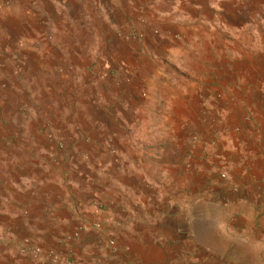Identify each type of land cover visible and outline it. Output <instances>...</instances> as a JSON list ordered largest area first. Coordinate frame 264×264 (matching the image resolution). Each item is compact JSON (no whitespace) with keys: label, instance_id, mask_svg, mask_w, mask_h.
Wrapping results in <instances>:
<instances>
[{"label":"crops","instance_id":"obj_1","mask_svg":"<svg viewBox=\"0 0 264 264\" xmlns=\"http://www.w3.org/2000/svg\"><path fill=\"white\" fill-rule=\"evenodd\" d=\"M62 1L49 0L52 38L41 26L19 45L0 38V264H264V0ZM139 14L168 16L181 35L165 63L147 58L143 98L135 61L87 36L90 15L105 31ZM201 109L238 178L209 185L215 198H198L194 182L195 196L176 202L147 174L187 171L185 140L152 129L192 127ZM119 230L126 244L114 253L106 240Z\"/></svg>","mask_w":264,"mask_h":264},{"label":"rangeland","instance_id":"obj_2","mask_svg":"<svg viewBox=\"0 0 264 264\" xmlns=\"http://www.w3.org/2000/svg\"><path fill=\"white\" fill-rule=\"evenodd\" d=\"M94 1L95 0H89V5L91 4L92 7H95L96 4ZM144 1L145 0H139L140 4H134L135 6H138V8L145 7L143 3ZM119 2L122 6L123 2H127V0H119ZM164 2L165 7L170 5V0H165ZM50 10L49 0H0V32H2L0 33V38L2 37L4 40H8L11 44L15 45H19L24 42L23 40L25 39H31L33 37L32 31L34 29L38 30L39 26H41V29L44 27V22H47L48 20V17L45 16H47L48 13L50 14ZM139 11L140 13L143 12L141 9ZM90 16L87 20V23L90 25V31L87 33L88 38H92L96 35V38L102 40L106 39L105 43L114 42V45L112 47L110 46V49L113 50L112 54L114 53L116 56L124 59L132 58L135 61L132 68V72L136 77L134 87H136L137 91L139 90L138 96L140 98L145 97L147 95L146 91L143 92L140 90L144 87L142 79L143 73L148 71L149 63L147 58H157L158 60H163L165 63L166 56H168L166 55L168 52L165 47H167V43H169L168 41H172L174 44L181 40V35L174 33L173 30L167 29L168 25H173L172 21L168 20V16H166L167 18L164 16L162 19L163 21L155 23L152 20V17L154 18V16H150L149 18L147 14H139L138 16L134 15L133 20L135 22L132 26L128 25L129 28L123 29L124 24H122L121 27H118L119 29H107L103 31L104 27H101V24H98V22L94 23L93 18ZM39 32L42 34V36L40 35V38H52V32L48 29H42L39 30ZM208 35L209 32H202L201 34V36L206 38H209ZM110 49L109 51L111 52ZM12 52V58L15 61L21 59L18 50ZM110 52L109 54H111ZM122 71L125 73L124 69ZM170 112H172L171 114L174 116L183 111L171 110ZM141 114L142 112L138 113V115ZM198 114L199 117H196L197 121L194 122L192 126L194 130L190 126L191 123L183 124V127H176V119H173V121L169 123V127L165 126V128H161L155 126L152 129L153 133H156V130H162L161 133L163 134H169L176 137L182 136L185 140V147L182 149V157L178 161L181 160V163L184 164L185 170L187 171H184L181 173L182 175H180L175 171H171V168H161V173H158L160 168L154 167L151 170V174H147L148 184L150 183L154 188H160V194L162 197H170L176 202L195 196L191 194V186L189 185L194 182H198L200 185L198 198L200 197L204 199V197L209 196L215 198L214 194L216 193V189L209 187V185H214L218 183V181L229 185L231 181H234L233 178H238L233 172L237 162H232L233 164L230 165L228 164L229 161L225 160L226 156L223 153L228 149H224L218 141H215L214 138H212L213 135H206V130L201 128L203 126L198 119H201L202 122L204 121L205 123H208L209 113L207 110L201 109ZM47 134L48 136L50 135V133ZM106 138L109 139H106L105 147H109L108 149L111 152L110 155H113L114 157V155L117 154V150L112 146V133H107ZM221 142H223V140H221ZM60 143L63 148L65 143ZM56 146L59 148L58 143ZM62 148L59 149L62 150ZM176 151L177 150L173 149V152L168 153L169 156L167 157L174 160L176 157L175 153L177 154ZM193 166H200L201 169L198 175H191V173H188L190 171L189 169ZM204 168L210 169L212 174L203 171ZM220 172H226L225 179L219 177ZM181 184L188 185L187 189L186 187H181ZM233 188L234 186L231 189L232 192L234 191ZM196 193L197 192L194 191V194ZM98 223L100 224V227L94 228L100 231L103 229V225L100 221ZM118 233L117 237H109L106 240L107 246L111 249L110 251L114 253L118 252L120 250L119 248L126 244L125 237L122 235L125 234L124 231L119 230ZM110 239H114L116 244L115 250L109 245ZM35 255L37 257V254Z\"/></svg>","mask_w":264,"mask_h":264},{"label":"built area","instance_id":"obj_3","mask_svg":"<svg viewBox=\"0 0 264 264\" xmlns=\"http://www.w3.org/2000/svg\"><path fill=\"white\" fill-rule=\"evenodd\" d=\"M235 130H238V128H235ZM49 136L52 137L51 135H49ZM58 145H59V148H62L61 143H59ZM219 177H220L221 179H225V178H226V172H220V173H219ZM94 227L99 228V227H100V224H99L98 222H96V223L94 224ZM77 236H78V232L75 231V232H73L72 234H70V235L67 237V239H72V238H75V237H77ZM109 245H110V247H111L112 249L115 250V248H116V244H115V242H114V239H110V240H109ZM23 251L26 252V253H32V254H38V253H39V249H37V248H32V247L29 246V245L25 246V247L23 248ZM51 261H52L53 263L58 262V257H57V256H52V257H51Z\"/></svg>","mask_w":264,"mask_h":264}]
</instances>
